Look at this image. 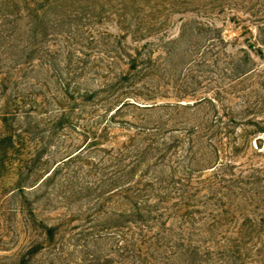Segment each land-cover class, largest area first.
<instances>
[{"label": "rangeland", "instance_id": "1", "mask_svg": "<svg viewBox=\"0 0 264 264\" xmlns=\"http://www.w3.org/2000/svg\"><path fill=\"white\" fill-rule=\"evenodd\" d=\"M202 2L190 0L171 7L163 15L161 29L141 30L144 38L134 41L132 30H121L118 23L122 11L134 14L138 3L133 0H0V78L10 73L18 83L25 82L22 85L33 83L42 103L57 77L53 62L62 67L69 55L73 64L80 59L84 70L75 80L82 86L94 85L100 73L106 75L104 65L120 66L107 52L114 35L128 32L124 42L130 47L150 42L159 50L170 49V56L160 54L163 70L154 76L160 81V93L172 98L182 69L184 79L185 75L193 78L180 102L192 106L206 97L215 102L204 100L181 108L178 123L164 127V136L174 135L179 141L176 157H171L177 160L167 163L178 164L179 192L195 195V224L179 228L168 222L164 229L158 225L144 229L164 231L173 236L171 244H181L176 254L161 259L165 264H264V0H230L223 12H209ZM148 8L144 12L150 17ZM172 39L177 40L172 43ZM28 48L34 51L29 59L34 72L23 78ZM96 68H101L99 75L94 74ZM239 68L248 72L239 75ZM44 79L50 81L47 87ZM135 91H144L141 82ZM52 106H38L37 119H45ZM144 117L142 110L133 107L118 115L119 122H129L124 123L127 129L114 134L119 145ZM61 134L65 142L79 145L85 139L74 127ZM53 143L41 154L37 167L31 160L36 148L27 143L22 150L28 155L10 157L0 175V264H20L23 256L26 264H120L118 254L129 247L135 229L123 223L118 233L125 239L120 241L117 233H110L117 230L112 228V211L98 220L89 217L93 200L73 194L63 181L41 182L61 155ZM110 144L105 142L104 147ZM213 164L218 166L213 169ZM41 222L60 224L53 240L42 233ZM102 222L107 232L98 239L92 235L93 226ZM33 246L38 251L27 255Z\"/></svg>", "mask_w": 264, "mask_h": 264}, {"label": "trees", "instance_id": "2", "mask_svg": "<svg viewBox=\"0 0 264 264\" xmlns=\"http://www.w3.org/2000/svg\"><path fill=\"white\" fill-rule=\"evenodd\" d=\"M133 1L138 3L134 14L122 11L118 23L121 30H132V35L136 37L134 41H137L144 38L145 34H141V30L161 29L165 20L164 13L169 12L171 7L190 0H152V5L151 0ZM202 1L201 7L209 12H223L224 7L230 5V0ZM147 7V12L152 10L150 17L145 14ZM30 32L32 34L33 31ZM125 33L128 32L114 35L111 48L107 51L108 54L113 53L108 57L120 66L111 68V65H104L106 75L100 73V79L94 85L85 83L82 86L81 82L75 80L82 75L79 71H83L84 67L79 63L80 59L77 64H73L71 55L66 58L67 63L62 67L53 62L52 67L57 77L53 78L51 94H45L46 99L42 103L33 83L22 85L25 82L18 83L10 73L0 78V97L3 98L0 103V175L6 170V162L12 157L28 155V152L22 150L27 143H32L36 148L31 158L33 167H37L35 165L48 145L57 143V151L61 155L41 182L45 181L43 184L46 185L63 181L70 186L73 194L78 193L81 197L93 200L94 206H91L89 217L98 220L100 215L112 211L111 214L115 217L112 228L116 227L117 230L110 233H117L120 241L125 238L118 233V227H122L125 222L132 224L135 230L130 236L129 247L121 249L123 251L118 254L122 260L119 261L120 264H165L161 259L176 254V249L181 244H171L173 236L164 235V231L151 233L144 227L150 231L156 225L163 228L168 222L179 224V228L180 225H194L197 210L193 203L195 195L180 193L176 187L180 183L178 178L175 179L178 164L169 165L167 161L174 164L175 159L177 160H172L171 157H176L179 141L174 135L164 136V127L171 122L178 123L179 116L183 114L181 108L196 106L204 100L214 104L215 98L197 99L192 106L182 104L180 101L185 100L186 88L193 78L185 75L184 79L181 76L182 69L175 78L178 87L173 90L172 98L166 93H160L161 84L158 78H154L155 72L163 70L161 65L164 59L160 54L170 56L171 50H159L155 48L157 44L150 42L130 47L124 42L127 38ZM175 40L177 39L169 41L173 43ZM108 44L109 41L104 43ZM33 53V49H29L26 54L27 60L23 62L25 67L20 75L23 78L31 77L30 74L34 72L33 64L29 63ZM53 59H57L55 55ZM99 69L101 68H96L94 74L99 75ZM247 72L245 68L237 70L239 75ZM49 82L44 79L43 85L47 87ZM139 82L144 91L134 92ZM129 93L134 96L128 95ZM46 104L55 107L48 109L49 115L45 119L38 120L37 108ZM128 107L142 110L145 117L134 128V132L128 135V140L119 145L118 137L114 134L127 129L124 123L129 122H119L116 118ZM70 127L78 129L84 135V142L80 145L73 140L65 142L61 132ZM196 127L194 124L192 129ZM172 129L176 131V128ZM105 142L111 143L109 148L104 147ZM217 166L213 164L210 167L215 169ZM139 167H144L145 170H140ZM137 171L139 178L131 182ZM149 172L152 174L148 175ZM89 176L93 179L88 180ZM28 177L26 175L23 179ZM153 198L155 200L152 202ZM40 225L42 233L50 240L60 231L58 223L49 225L41 222ZM103 227L104 222L95 224L92 235L102 238L107 232H104ZM37 251L38 247L33 246L26 254L32 256ZM128 257L131 260L124 262ZM26 263V256H23L20 264Z\"/></svg>", "mask_w": 264, "mask_h": 264}]
</instances>
